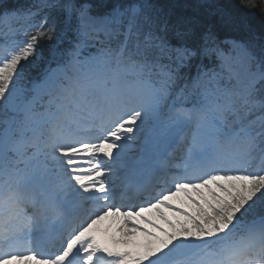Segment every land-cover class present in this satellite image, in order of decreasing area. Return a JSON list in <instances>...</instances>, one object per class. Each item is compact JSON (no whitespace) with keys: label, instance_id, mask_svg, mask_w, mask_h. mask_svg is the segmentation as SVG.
Returning <instances> with one entry per match:
<instances>
[{"label":"snow or ice","instance_id":"1","mask_svg":"<svg viewBox=\"0 0 264 264\" xmlns=\"http://www.w3.org/2000/svg\"><path fill=\"white\" fill-rule=\"evenodd\" d=\"M253 17L264 0L0 11V264H264ZM121 170L152 179L129 195Z\"/></svg>","mask_w":264,"mask_h":264},{"label":"trees","instance_id":"2","mask_svg":"<svg viewBox=\"0 0 264 264\" xmlns=\"http://www.w3.org/2000/svg\"><path fill=\"white\" fill-rule=\"evenodd\" d=\"M228 1H229L228 3H230L231 5L235 3V0H228ZM157 2L159 3H171V2L183 3L184 0H157ZM249 22L257 31H259L262 27H264V22H262L259 17H253L250 19Z\"/></svg>","mask_w":264,"mask_h":264},{"label":"bare ground","instance_id":"3","mask_svg":"<svg viewBox=\"0 0 264 264\" xmlns=\"http://www.w3.org/2000/svg\"><path fill=\"white\" fill-rule=\"evenodd\" d=\"M220 2L222 3L223 2V4H226L227 5V3L229 2L228 0H220ZM228 5H231L230 3H228Z\"/></svg>","mask_w":264,"mask_h":264}]
</instances>
